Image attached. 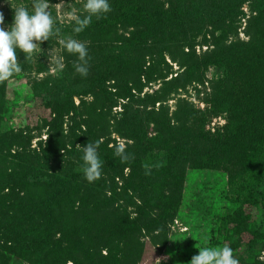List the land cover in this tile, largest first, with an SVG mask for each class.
Returning a JSON list of instances; mask_svg holds the SVG:
<instances>
[{"label": "trees", "instance_id": "obj_1", "mask_svg": "<svg viewBox=\"0 0 264 264\" xmlns=\"http://www.w3.org/2000/svg\"><path fill=\"white\" fill-rule=\"evenodd\" d=\"M246 3L248 40L228 43L237 33L236 18L244 16L241 8ZM109 4L112 11L101 19L93 16L79 34L73 32V20L66 26L55 20L60 36L52 37L51 45L62 36L85 42L89 73L86 77L76 73L77 56L62 49L65 67L39 86L54 109V116L43 120L41 127L47 129L45 141L38 140L32 148L27 130L3 131L0 118V264L12 258L28 264H136L145 245L143 236L163 250L169 227L179 217L185 167L227 172L231 196L225 201L233 210L223 211L225 203H219L210 230L211 247L227 241L233 248L234 239L254 248L264 241V234L250 227L244 210L259 203L264 207V0H109ZM77 15H87L83 5ZM201 33L200 45L210 48L197 56L193 48ZM187 46L190 49L184 51ZM164 51L182 71L153 93L141 95L143 87L155 80L148 73L165 74ZM147 55L151 63L145 71ZM211 66L223 71L211 87L213 111L225 104L238 119L215 136L203 131V121L192 116L191 107L170 117L163 104L177 88L193 80L202 82ZM110 80L117 87L114 92L107 90ZM3 94L0 83V113ZM87 96L92 100L86 101ZM74 97L80 99L77 106ZM119 99L120 111L113 113ZM40 101L46 105L45 99ZM149 126L154 135L148 134ZM112 134L132 154L128 162L121 163L114 155L111 145L117 141ZM96 141L102 175L89 183L77 144ZM150 158L159 163L150 165ZM146 165L150 175L145 174ZM245 233L246 242L241 239ZM179 257L184 259L181 253ZM171 259L165 264L176 257ZM250 262L239 259V264H264Z\"/></svg>", "mask_w": 264, "mask_h": 264}, {"label": "rangeland", "instance_id": "obj_2", "mask_svg": "<svg viewBox=\"0 0 264 264\" xmlns=\"http://www.w3.org/2000/svg\"><path fill=\"white\" fill-rule=\"evenodd\" d=\"M85 0H50L51 12L54 20H56L61 26H66L72 20L69 18V13L77 14L81 10ZM78 5L77 7L75 5ZM32 0H0V12L4 14V27L7 29L11 25L14 16V10L12 8L16 6H25L31 13ZM80 7L78 10L77 8ZM244 13L243 17L236 18L235 26H237V33L230 36L228 43L231 40L238 39L240 41H247L248 36L245 34V29L250 17L248 3L244 4L241 8ZM219 32L217 31L216 34ZM203 33L198 34L195 37V45L193 48L194 53L199 56L207 48H210L208 44H202ZM70 36H62L60 38L67 39ZM58 38V40L60 39ZM51 39V38H50ZM45 41L38 47L37 52L31 59L25 60V56L17 49V55L23 68L18 74H15L10 80L3 83V107L0 113L2 120V130L9 129H23L27 130L31 139V147H35L38 140L45 141L46 128L43 127V120H49L54 115L51 114L54 111L51 104L48 103V98L45 93L40 92L39 86L45 84V80L55 77L58 71L53 73L50 69L53 65H50L49 51L53 56L63 58L62 47L58 40L52 46L51 41ZM209 43V42H208ZM51 45V47H49ZM190 47H185L184 51H188ZM163 61L161 68L163 76H157V74L148 76H154L155 80L145 85L142 89L141 95L147 93L151 94L158 90L163 83H167L168 80L175 77L182 71L174 62L170 55L164 51ZM149 55L145 56V63L143 64L145 71L148 70V65L151 63ZM160 57V54L156 56V59ZM223 75V71L217 67H209L203 76L202 82L193 80L185 84L184 87L177 88L176 91L169 95L165 104L168 107V113L171 117L172 112L184 113L187 110L186 106L191 107L195 117L200 118L203 121V131L211 136H215L218 132L223 131V127L226 125H234V122L238 121L236 115L233 114L234 109L227 106H217L216 110L212 109V88L216 83L217 78ZM146 75H142L145 79ZM145 81H143L145 83ZM212 83V85H211ZM114 81L110 80L106 82L107 90L114 92L117 87H113ZM134 92V90H132ZM45 99L46 105H44L40 99ZM86 101L92 100V97H85ZM223 100V97L220 98ZM74 104L79 105L80 99L73 98ZM121 100H118V104L112 108V112L120 111ZM159 103L155 104V108H158ZM229 110V111H228ZM67 121L63 123V128H67ZM41 128V130H38ZM66 131V130H65ZM148 134L154 135V131L149 126ZM115 137L117 143L123 142L118 136L112 134ZM150 165H157L159 162L150 158L148 160ZM126 172V171H125ZM183 182L181 190V202L179 206V217L174 220L173 224L169 227L167 233V245L163 250L151 246L146 236L141 237V242H145L142 253L139 255L136 264H165L171 261L174 255L176 259L172 264H189L191 258L194 255H198L199 248L207 246L211 247L209 243L210 230L212 227L213 215L219 212L221 202L225 203L223 211H232L230 202L225 201L226 196H231L228 191L230 185L228 184L227 172L224 170H210L201 169L193 170L185 167L182 173ZM118 179H116L117 181ZM221 200V201H220ZM245 214L249 216V225L251 228L257 229L260 233L264 234V207L262 203L257 204L255 207H249L244 210ZM58 237V235L56 236ZM249 237L248 234H244L241 239L245 240ZM230 242V241H229ZM224 245H228L226 241ZM233 256L236 259L242 258L243 262L252 263V261L264 262V241L256 244L254 248L250 250L246 247L242 241L238 243L233 239ZM180 253L184 256V259L180 260ZM184 261V262H183ZM182 262V263H181ZM7 264H28L19 259L12 258ZM65 264H72L70 261Z\"/></svg>", "mask_w": 264, "mask_h": 264}, {"label": "clouds", "instance_id": "obj_3", "mask_svg": "<svg viewBox=\"0 0 264 264\" xmlns=\"http://www.w3.org/2000/svg\"><path fill=\"white\" fill-rule=\"evenodd\" d=\"M50 0H32V11L25 6H16L13 21L7 29L4 25V14L0 12V83L10 80L15 74L22 71L21 64L17 55V49L25 56V60L31 59L37 52L38 47L52 37L60 36V29L54 27L55 20L49 11ZM83 10L87 15L80 16L69 13V18L75 22L73 32L79 34L83 32L91 23L93 16L101 19L105 14L112 11L109 0H85ZM62 49L67 53L76 55L77 60L73 62L75 72L86 77L89 73L88 49L85 42L72 37L58 40ZM41 49V47H40ZM42 51V49H41ZM51 71L53 73L62 71L65 67L63 58L53 56L49 51ZM100 141L88 142L81 146L82 172L84 178L89 183L101 178L102 163L98 155ZM114 148V155L119 157L121 163H126L132 158V154L126 151V144L118 142L111 145ZM146 175H150L148 166H145ZM189 264H239V260L233 256V249L228 245L222 247H201L198 255H194Z\"/></svg>", "mask_w": 264, "mask_h": 264}]
</instances>
